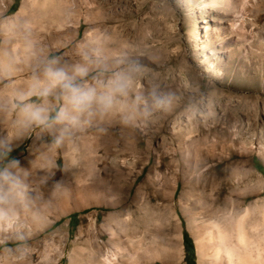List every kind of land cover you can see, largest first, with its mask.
<instances>
[{
	"label": "rangeland",
	"instance_id": "1",
	"mask_svg": "<svg viewBox=\"0 0 264 264\" xmlns=\"http://www.w3.org/2000/svg\"><path fill=\"white\" fill-rule=\"evenodd\" d=\"M212 1L53 0L56 13L39 5L18 16L32 23L46 54L68 63L80 59L86 37L104 34L108 52L146 64L145 87L175 95L171 111L146 121L124 125L109 116L76 133L58 168L46 160L47 133L14 145L42 215L27 227L20 264H200L196 227L214 200L222 195L228 213L246 189L264 199V180H256L264 179V0ZM24 2L0 0V21L15 20ZM58 18L67 21L66 38ZM29 75L20 65L15 86ZM8 129L0 123V133ZM254 201L239 210L258 208ZM0 239L17 246L8 233Z\"/></svg>",
	"mask_w": 264,
	"mask_h": 264
},
{
	"label": "clouds",
	"instance_id": "2",
	"mask_svg": "<svg viewBox=\"0 0 264 264\" xmlns=\"http://www.w3.org/2000/svg\"><path fill=\"white\" fill-rule=\"evenodd\" d=\"M108 37L95 34L79 45L74 63L46 54L28 21H0V123L9 131L0 133V234L17 242L7 247L0 239V259L20 264L27 255V227L42 221L37 198L28 182L30 170L12 155L14 145L39 130L58 148L76 133L109 116H119L124 125L148 120L155 113L169 112L173 92L142 82L149 72L138 57L123 50L108 52ZM5 42L19 45L16 52ZM26 65L30 75L15 86L13 73ZM55 182V188L61 186Z\"/></svg>",
	"mask_w": 264,
	"mask_h": 264
},
{
	"label": "bare ground",
	"instance_id": "3",
	"mask_svg": "<svg viewBox=\"0 0 264 264\" xmlns=\"http://www.w3.org/2000/svg\"><path fill=\"white\" fill-rule=\"evenodd\" d=\"M227 1L213 0L212 2L218 4L226 3ZM52 3L53 0H31V2L26 0V3H23L22 9L15 20L21 14L31 13L39 5L43 9L48 10L52 6ZM28 7L30 8L28 9ZM50 10L51 13H56L55 7L53 10L50 8ZM61 11L63 13V10ZM56 22L58 30L63 31L62 36L64 38L68 37L70 32L67 30V21L65 18H58ZM43 30L48 33L49 40L54 44L58 37L51 34L50 27L44 26ZM35 38L38 40V36H35ZM10 44V42H5L3 47L9 48ZM15 47L14 45L13 49H16ZM48 142L49 140H46L45 144H48ZM70 148V142L66 141L58 148H51L50 151L53 152L51 159H45L49 164L51 163L52 166L58 168L60 158L67 159ZM205 171L206 168L200 171L201 177H204L203 175L206 174ZM256 180L262 183L264 179L256 177ZM178 187L179 180H175L172 189L174 188L175 191ZM244 192L247 193L231 199L232 208L228 213H225L222 209L224 201L221 199V195L220 198L214 200L211 209L204 214L205 216L199 220L200 222L197 221L196 232L198 235L197 246L201 259L200 264H264V199L258 197L259 195L256 196L254 191L250 189H246ZM253 196L255 198L254 205L258 208L252 209L251 207H246L243 211H240V207L246 205ZM254 211L257 212L255 213ZM112 235L114 237V234Z\"/></svg>",
	"mask_w": 264,
	"mask_h": 264
}]
</instances>
